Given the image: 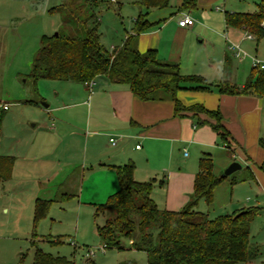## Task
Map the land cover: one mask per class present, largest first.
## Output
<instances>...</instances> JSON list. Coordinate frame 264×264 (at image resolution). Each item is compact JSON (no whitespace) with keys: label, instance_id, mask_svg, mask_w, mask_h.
<instances>
[{"label":"crops","instance_id":"obj_1","mask_svg":"<svg viewBox=\"0 0 264 264\" xmlns=\"http://www.w3.org/2000/svg\"><path fill=\"white\" fill-rule=\"evenodd\" d=\"M71 1L66 0L64 4L76 8L71 5ZM131 1L135 3L140 0ZM183 1L177 0L169 9L167 7L150 11L147 20L152 26L138 36V49L141 53L154 49L161 60L178 63L183 75L204 78L211 85L210 91L181 89L177 93L178 99L185 106L203 104L210 110L220 109L223 124L240 144V148L231 151L226 145L220 144L214 128L208 124L197 125V119L193 118L192 113L176 114L175 103L171 100H141L133 94L128 84L114 83L104 75L95 78L92 87L86 83L76 85L66 81L65 85L59 83L55 98L45 105L46 116L39 126L37 123L33 124L39 130L28 150H20L21 141L18 138L14 152L0 154L13 159L10 176L0 182L11 186L13 195L17 196L18 202L9 204L13 209L23 208L24 212H29L27 208L30 205L34 207L37 200L58 202V195H62V200L65 197L74 198L76 206L81 208L87 190L86 184H90L95 178L100 180V185L96 189L92 188V198L89 197V201L93 203L89 205L97 207L98 202L101 203L105 197L109 198L120 188L118 167L133 163L136 181H154L152 198L159 208L179 211L193 195L195 178L200 171L199 160L207 154L216 159L219 152H225L224 147L228 149V154L223 157V169H227L234 161L243 162L253 173L254 179L248 183L256 192L255 195L258 198L264 197V172L259 168L264 160V150L259 145V141L264 139V98L221 94L217 88L223 77L227 58L232 64L233 83L239 79L243 63L250 58L246 56L238 59L229 46L238 44L241 47V43L253 39L242 36L240 30L244 31L243 28L226 24L225 13L237 12L235 10L224 11L223 18L219 16L218 12L222 11L219 6L216 7V12L206 9V12L194 15L198 4L202 9L211 8L219 0H195L193 6L190 4L189 8L181 10ZM87 2L100 24L101 17L97 9L101 7V3L97 0ZM110 2L117 4L119 8L122 6L119 0ZM60 9L61 6L56 11ZM141 10L140 7L139 11ZM183 15H190L195 20L194 25L181 27L178 22ZM133 26L124 34L120 44L109 47V52L123 44L133 32ZM4 28V23L0 20V29ZM102 39L101 33L103 44ZM238 85L243 86L244 83ZM200 118L207 119L204 114ZM111 139L115 140L114 143ZM178 149H183L179 164L174 156ZM187 150H192L193 158ZM65 169L71 170L64 172ZM62 173L67 178L60 181L64 184L73 181L80 173L81 182L71 190L75 191L73 194H69L70 190L63 188L62 184L55 189L50 187ZM27 184L33 185L31 190L34 195L25 191ZM23 193L30 196L28 204H25L24 196L20 195ZM263 204L264 201L255 205L260 208L257 217L263 212ZM245 207L247 206L239 204L235 209L232 208V212ZM4 210L10 212L8 207ZM97 234L99 236L98 230ZM54 242L63 241L57 239Z\"/></svg>","mask_w":264,"mask_h":264},{"label":"trees","instance_id":"obj_2","mask_svg":"<svg viewBox=\"0 0 264 264\" xmlns=\"http://www.w3.org/2000/svg\"><path fill=\"white\" fill-rule=\"evenodd\" d=\"M78 1H71V5L76 8L69 4L63 6L75 15L76 11H82V3ZM170 1H138L142 10L134 22L133 32L121 46L110 52L101 43L97 16L88 7V12H81L85 18L81 21L83 35L69 36L58 32L42 36L30 77L35 81L49 79L89 83L104 75L114 83L128 84L133 94L141 100L173 101L176 114L192 113L197 125L212 126L220 141L229 150L236 151L240 144L223 124L220 109L210 110L203 104L185 106L178 99L177 93L181 89L210 91L211 85L202 77L183 75L178 63L161 60L154 49L144 53L138 49V36L152 26L147 20L150 11L167 8ZM190 4L193 6L195 0H184L180 9L189 8ZM66 21L69 22L68 19ZM225 21L228 26L243 28L260 40L264 37V0L258 3L257 10L252 13L226 12ZM231 67L230 59L227 58L223 77L217 84L221 94L264 98V69L253 66L250 77L243 86H239L231 80ZM201 114L207 119L200 118ZM259 145L264 150V139L259 141ZM12 166V158L0 156V182L8 179ZM199 166L191 200L179 211L159 208L152 198L154 181H136L133 163L118 167L120 188L104 204L97 205L95 213L96 216H105L104 224L98 226L97 230L106 248L121 250L125 248L124 240L131 241L129 249L144 251L148 264H247L253 257L249 250L251 225L260 208L245 207L210 219L207 214L197 210V205L202 199L208 204L212 203L216 186L226 177L214 174L211 155H204L199 160ZM259 168L264 172V160ZM247 170L248 179H254L251 169L247 167ZM244 180L237 179V182ZM53 202L36 201L35 226L48 215ZM32 264L76 262L73 258L53 256L37 247Z\"/></svg>","mask_w":264,"mask_h":264},{"label":"rangeland","instance_id":"obj_3","mask_svg":"<svg viewBox=\"0 0 264 264\" xmlns=\"http://www.w3.org/2000/svg\"><path fill=\"white\" fill-rule=\"evenodd\" d=\"M97 1L101 3L97 13L101 17L99 29L103 34L102 42L109 50L111 45L120 44L124 34L131 30L134 19L140 12V6L131 0H119L122 3L120 8L117 4H111L110 0ZM260 1L219 0L211 8H204L205 10L198 4L194 15H197V12H206V9L216 12L215 9L218 6L222 8V11L218 12L222 18L226 10L252 13L257 10ZM65 2L66 0H0V20L5 26L4 29H0V104L8 105V109H2L0 116V154L2 155L14 152L18 138L21 141L20 150H28L36 139H34L35 133L39 130V127L35 128L33 124L37 123L39 126L42 118L46 116L45 105L55 98L59 83L62 85L66 83L64 80L49 79L35 81L30 77L33 59L44 33L49 36L58 32L69 36H81L84 33L81 21L85 20L83 13L89 11L87 10L89 2L78 1L82 3V15L81 12L76 13L78 11L75 15L70 13L66 6H63ZM176 3L177 0H171L168 9ZM60 6L62 8L57 12L56 9ZM240 31L243 37L248 34L246 30ZM253 37L252 41L241 43V47L250 56L264 60V37L260 40L255 35ZM243 64L240 77L236 80L238 84L245 83L252 72L253 65L250 58ZM71 82L76 85L79 83ZM219 143L224 145L222 142ZM224 148V153L219 152L216 159L213 157L214 174L221 177L226 170L223 169V157L228 154V149ZM187 152L191 153L192 150ZM182 153L183 149H178L174 153L178 164L182 160ZM192 156L191 153V158ZM240 164L243 165V162ZM70 170L65 169L64 172ZM248 175L249 172L243 165L241 169L227 176L216 186L212 203L208 204L202 199L197 205V210L207 214L210 219H215L224 214H230L232 208L235 209L239 204L247 207L262 204L264 197L258 198L255 195L256 192L248 183L251 180L248 179ZM63 176L62 173V176L52 182L50 187L55 189L62 184L63 188L70 190L69 194H73L75 191L71 190H74L81 182L80 173L74 177L73 181L70 180L65 184L60 183L67 179ZM237 179L246 180L237 182ZM99 185L98 178L86 184L87 190L81 208L76 206L74 198L66 199L65 197L62 200V195L56 196L59 201L52 204L47 217L36 226L35 206L30 205V208H27L29 212H24L23 208L13 209L9 204L18 202L17 196L13 195L11 186L2 185L0 187V264H32L37 247L53 256L72 257L76 264H120L123 262L148 264L147 254L144 251L129 249L131 241L124 240L125 248L121 250L116 248L102 250L104 244L97 234V227L104 224L105 217L104 214L96 216V207L89 205L93 203L89 201L90 192L92 188L96 189ZM31 186L33 185L27 184L25 191L34 195ZM118 190L116 189L115 192ZM20 195L24 196V202L28 204L30 196L27 193ZM20 195H18L19 198L23 200ZM107 200L108 197H105L103 201H100L101 203L97 204H104ZM5 207L10 208L9 213L4 210ZM262 207V214L257 217L251 228L249 250L253 257L247 264H261L264 260V204ZM57 239L63 242L55 243L54 240ZM91 251L96 253L89 259L88 254Z\"/></svg>","mask_w":264,"mask_h":264},{"label":"built area","instance_id":"obj_4","mask_svg":"<svg viewBox=\"0 0 264 264\" xmlns=\"http://www.w3.org/2000/svg\"><path fill=\"white\" fill-rule=\"evenodd\" d=\"M112 2H115L116 0H111ZM179 25L181 26V27H190V26H193L194 25V23H195V20L190 16V15H183L182 16V18H180V20H179ZM263 25H264V23H263ZM246 38L247 39H254V37H253V35L251 34V33H249L248 32V34H246ZM229 49L230 50H233L234 52H235V56L238 58V59H242V58H244V57H246V56H248V57H250V59H251V61H252V65L254 66V67H259L260 69H264V60L263 59H259V58H257V57H252V56H250V55H248L241 47H240V45H238V44H231L230 46H229ZM114 50V48H112V50L111 51H113ZM86 84H88L89 86H93V81H91V82H89V83H86ZM2 109H4V110H6V109H8V105L7 104H0V116H1V111H2ZM111 141L114 143V139H111ZM138 148L140 147V146H137ZM235 156V158H236V155H234ZM105 249H107L106 248V245H104L103 246V248H102V250H105ZM95 253H96V251H91L88 255L90 256V257H92V256H94L95 255Z\"/></svg>","mask_w":264,"mask_h":264},{"label":"water","instance_id":"obj_5","mask_svg":"<svg viewBox=\"0 0 264 264\" xmlns=\"http://www.w3.org/2000/svg\"><path fill=\"white\" fill-rule=\"evenodd\" d=\"M241 168H242L241 164L239 162H237V161H234L233 163H231L227 167V169L225 170V172H224L222 177H227V176L231 175L232 173H234L235 171H237V170H239Z\"/></svg>","mask_w":264,"mask_h":264}]
</instances>
